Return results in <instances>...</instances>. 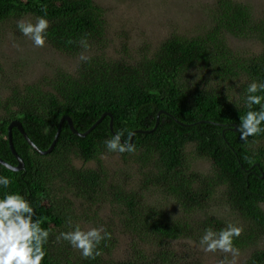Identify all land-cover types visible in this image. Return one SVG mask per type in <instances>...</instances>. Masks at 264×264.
<instances>
[{"label":"trees","instance_id":"trees-1","mask_svg":"<svg viewBox=\"0 0 264 264\" xmlns=\"http://www.w3.org/2000/svg\"><path fill=\"white\" fill-rule=\"evenodd\" d=\"M45 13L50 24L46 44L83 60L74 73L56 70L53 78L0 98V159L18 165L8 138L13 121L22 123L30 140L47 151L63 117L69 116L83 133L106 116L84 138L65 122L47 155L36 152L13 128L24 167L16 172L0 164V175L12 181L8 189H0V198L5 192L26 195L41 226L50 230L43 264H177L184 257L177 254L175 243L196 232L193 219L180 214L192 215L216 197L243 221L242 234L234 240L237 249L264 241V148H258L264 135L245 142L235 131L246 111L248 84L264 79V16L249 3L216 0L205 32L173 35L134 61L113 60L104 53L108 24L94 0H0V28ZM228 37L255 41L258 51L240 59ZM227 83L231 86L225 88ZM112 119L115 133L124 131L125 138L127 131L135 133L134 153L107 151L104 142L114 135ZM115 156L127 170L108 183L102 158ZM74 158L96 166L76 169ZM192 159L207 161L211 171L193 170ZM131 168L139 176V190L130 187ZM49 192L60 193L59 199L52 200ZM161 202L172 204L175 212ZM110 205L119 224L110 215L108 222L100 216ZM69 218L93 227L103 224L110 233L119 225L132 237L133 258L107 261L111 235L95 260L80 255L72 259L62 248L67 243L56 242L59 232L70 230ZM202 225L214 231L227 226L216 217ZM248 264H264V249L253 253Z\"/></svg>","mask_w":264,"mask_h":264},{"label":"rangeland","instance_id":"rangeland-1","mask_svg":"<svg viewBox=\"0 0 264 264\" xmlns=\"http://www.w3.org/2000/svg\"><path fill=\"white\" fill-rule=\"evenodd\" d=\"M215 1L94 0L98 6L104 9L108 24V45L105 47L104 53L113 60L134 61L173 35H200L210 27V11ZM238 1L251 4L259 16H264V0ZM20 19L11 21L0 28V98L3 99L10 97L15 90L18 91L26 85L39 83L45 78H53L56 70L74 73L78 64L83 60L80 57L57 52L47 44L43 48L33 47L31 41L23 37L16 28V23ZM23 19L35 22V19L30 17ZM227 39L228 44L239 55L240 59L247 60L258 51L259 46L255 41L234 37ZM97 49L100 48L96 47L94 50ZM94 50L92 49V52ZM229 86L231 83L224 85L225 88ZM226 92L231 94V90H226ZM258 148H264V140L259 141ZM102 161L108 170V183L118 181L121 174L127 170L118 156L103 157ZM190 164L193 170L200 173L211 171V164L205 160L192 159ZM73 166L76 169L94 168L96 163H85L74 158ZM129 174L131 175L130 187L139 190V176L136 175L135 169L131 168ZM53 192H49L51 199H59L60 193ZM63 196L70 197L66 193H63ZM161 203L170 212H175L169 202ZM207 205L192 215L180 214V217L188 218V220L193 219L191 225L196 232H193L194 236L181 239L175 243L177 254L184 257V260H179L177 264H232L233 259H235V264H248L253 253L264 249V241H262L256 246L239 250V256L235 258L230 253L219 251L205 253L202 251L198 242L205 232L202 228L203 221L216 217L226 225L231 223L240 226L243 223L237 215L225 206L223 200L220 201L216 197ZM103 211L100 216L104 217L105 222H108L107 217L110 215L116 219V224H119V216L114 217L111 205L105 208V212ZM175 214L179 213L176 212ZM90 216H93L92 211ZM98 224L97 226L103 227V224L101 226ZM80 225L85 230L93 227L90 222H81ZM112 229V251L110 254H106L107 261L121 262L132 259L134 252L131 243L132 237L122 232L119 225L118 228L112 227ZM62 248L68 249L65 251L71 253L72 259L74 256L80 255L69 246H62Z\"/></svg>","mask_w":264,"mask_h":264},{"label":"clouds","instance_id":"clouds-1","mask_svg":"<svg viewBox=\"0 0 264 264\" xmlns=\"http://www.w3.org/2000/svg\"><path fill=\"white\" fill-rule=\"evenodd\" d=\"M49 27L46 13L37 16L34 23L23 18L16 23L19 33L35 48L45 47ZM243 103L246 111L239 118L235 131L242 141L248 142L249 137L264 135V79H253L248 84ZM134 135V132L127 131L125 138L124 131L117 132L104 142L105 147L111 153H134L135 145L131 142ZM5 167L15 171L11 165ZM11 183L9 177L0 175V189H8ZM67 227L70 230L59 232L56 242H66L84 260H95L101 256V244L111 239V233L104 227L85 230L71 218ZM242 231V227L231 223L219 231L208 228L198 245L205 253L219 251L230 253L235 258L239 256V249L234 246V240L241 236ZM49 237L50 230L41 226V221L36 218V210L26 195L17 192L3 194L0 198V264H43L48 255L46 245ZM232 264H235V259Z\"/></svg>","mask_w":264,"mask_h":264},{"label":"water","instance_id":"water-1","mask_svg":"<svg viewBox=\"0 0 264 264\" xmlns=\"http://www.w3.org/2000/svg\"><path fill=\"white\" fill-rule=\"evenodd\" d=\"M161 114H162V113H159L158 116H157V122H156V126H155V128H157V126H158V124H159V121H160V115H161ZM105 116H106V114H104V115L101 117V119H100L95 125H93L90 129H88L86 132H83V133H81V132H79V131H77V130L75 129L74 124H73V121H72V119H71L69 116L63 117V118L61 119L60 123H59L58 130H57L56 136H55V138H54V141H53L52 145L50 146V148H49L47 151H41V150H40V149H39V148H38V147L32 142V140H30V138L28 137V135H27L26 132L24 131V128H23V126H22V123H20L19 121H13V122L11 123V125L9 126V129H8V134H9V135H8V138H9V146H10L11 152H12V154L16 157L17 162H18V165L15 166V167L11 165L12 168L15 169L16 172H18V171L22 170L23 167H24L23 159L18 155V153H17V151H16V149H15V147H14L13 140H12V131H13V128H17V129H18V131L23 135V137L25 138V140L30 144V146H32V148H33L36 152H38V153H40V154H42V155H47V154L51 153L52 150L55 148V146H56V144H57V142H58L59 136H60V132H61L62 126H63V124H64L65 122L68 123L70 129L72 130V132H73L75 135L84 138V137H86L88 134H90V133L96 128V126H98V125L101 123V121L104 119ZM110 127H111V130H112V133L115 135L116 133L113 131V119L111 120ZM133 138H134V136L132 137V140H133ZM132 140H131V141H132ZM0 164H2V165H4V166H5V165H9L8 163H6L5 161H3L2 159H0Z\"/></svg>","mask_w":264,"mask_h":264}]
</instances>
